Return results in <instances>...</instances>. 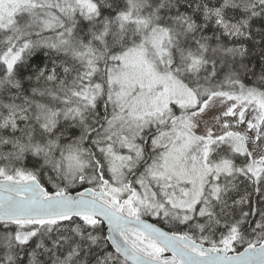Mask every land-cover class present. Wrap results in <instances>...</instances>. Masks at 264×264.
<instances>
[{
  "label": "snow or ice",
  "instance_id": "1",
  "mask_svg": "<svg viewBox=\"0 0 264 264\" xmlns=\"http://www.w3.org/2000/svg\"><path fill=\"white\" fill-rule=\"evenodd\" d=\"M0 264H264V0H0Z\"/></svg>",
  "mask_w": 264,
  "mask_h": 264
}]
</instances>
